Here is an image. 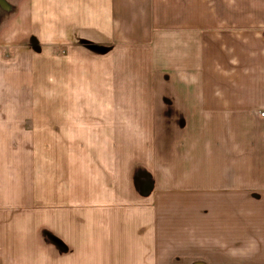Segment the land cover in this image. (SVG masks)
Instances as JSON below:
<instances>
[{"label": "crops", "instance_id": "1", "mask_svg": "<svg viewBox=\"0 0 264 264\" xmlns=\"http://www.w3.org/2000/svg\"><path fill=\"white\" fill-rule=\"evenodd\" d=\"M0 264H264V0H0Z\"/></svg>", "mask_w": 264, "mask_h": 264}]
</instances>
